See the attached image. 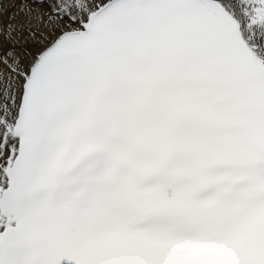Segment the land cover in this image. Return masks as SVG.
<instances>
[{
	"label": "snow or ice",
	"instance_id": "1",
	"mask_svg": "<svg viewBox=\"0 0 264 264\" xmlns=\"http://www.w3.org/2000/svg\"><path fill=\"white\" fill-rule=\"evenodd\" d=\"M0 264H264V0H0Z\"/></svg>",
	"mask_w": 264,
	"mask_h": 264
}]
</instances>
